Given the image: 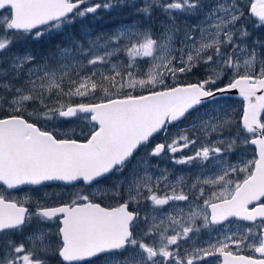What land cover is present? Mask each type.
Wrapping results in <instances>:
<instances>
[{
    "label": "snow or ice",
    "instance_id": "obj_1",
    "mask_svg": "<svg viewBox=\"0 0 264 264\" xmlns=\"http://www.w3.org/2000/svg\"><path fill=\"white\" fill-rule=\"evenodd\" d=\"M262 28L264 0H0V264H264Z\"/></svg>",
    "mask_w": 264,
    "mask_h": 264
},
{
    "label": "rangeland",
    "instance_id": "obj_2",
    "mask_svg": "<svg viewBox=\"0 0 264 264\" xmlns=\"http://www.w3.org/2000/svg\"><path fill=\"white\" fill-rule=\"evenodd\" d=\"M99 15L103 16L104 19L95 22V27L97 28V30H105V31H107V30H109V29H111V28L116 27V26H117L119 23H121V21H122V18H121V17H117V16H115L114 14L110 16V15H108V14H105L103 11H101V12L99 13ZM123 22L128 23V22H130V21H129V20H123ZM257 34H259V35H261V36H264V28L260 29L259 32H258ZM59 39H60V36H59V35L55 37V40H59ZM35 46H36L37 48H43V47L46 46V42H45V41H41V42H39V44H36ZM169 82H170V81H169ZM230 92H237V93H239L238 90H231ZM227 97H228V96H227ZM78 102H79V101H78ZM83 102L87 103V102H89V101H88V99L86 98ZM227 104H228L232 109L235 110V112H236V114H237L236 118L238 119V118H239V115L242 114L243 101L240 100V99H237V98L228 97V99H227ZM29 110H31V109H29ZM185 123H187V122L184 121V122H182V123L179 124V125H176V126L171 127L170 130H169V134H171L172 132H175V131L177 130L178 127H183ZM74 125L76 126V128H77L78 126L81 127L79 121H75ZM72 126H73V124H72ZM163 138H164V136H163ZM155 142H162V141H161V139H155V140H154V143H155ZM185 154H189V153L186 152ZM252 154H253V153H252V150L249 149V152H248L249 157H251ZM160 166H161V167H165V166H167V167H169V168L173 167V165H172L170 162H168V163H166V162H162V164H161ZM177 167H180L181 169H184V168H185L184 166L176 165L175 168H177ZM180 168H179V169H180ZM181 172H185V171H178L177 174H179V173H181ZM55 191H58V190H55ZM52 192H53V191H52ZM214 235H215V233H213V236H214ZM201 239L204 240V241H207V240L209 239V236L206 235L204 238H201ZM245 250H246V249H245ZM247 250H248V249H247ZM251 253H254V252H251ZM208 260H209V264H218V260L215 259V258H214V259H211V258H210V259H208Z\"/></svg>",
    "mask_w": 264,
    "mask_h": 264
},
{
    "label": "flooded vegetation",
    "instance_id": "obj_3",
    "mask_svg": "<svg viewBox=\"0 0 264 264\" xmlns=\"http://www.w3.org/2000/svg\"><path fill=\"white\" fill-rule=\"evenodd\" d=\"M228 97H230V96H228ZM233 98H235V97H233ZM237 99H240V100H242L243 101V99H241V98H237ZM75 123V121L74 122H70L69 124H66V125H64L65 127H71L72 126V124H74ZM76 132H77V134H79V132H80V127L78 126L77 128H76ZM155 139H161V141L163 140V134H161V135H159V136H156V138ZM233 160H235V156L233 157ZM155 162V161H154ZM161 164H162V162H161ZM160 164V165H161ZM180 167H177L176 168V172L178 173V171H185V172H187V171H189V169H187L186 167L184 168V169H179ZM26 191H27V188L25 189ZM55 190H58V191H56V192H60V191H72V189H70V188H64L63 186H58V185H51V186H48V187H45V188H40L39 190H38V192H37V194H39V193H43V192H52V191H55ZM14 195H17L18 193H13ZM105 203L106 204H115L116 202L115 201H105ZM130 210H132V209H130ZM246 223V222H245ZM207 234L205 233V234H203L202 236H201V238H204L205 236H206ZM252 251H250V250H244V251H242L240 254H242V255H251V256H255V254L256 253H251ZM257 257H259V256H257ZM217 259L218 260V264H220L221 263V258H218V257H212L211 259ZM208 259H210V258H208ZM97 264H99V262H97Z\"/></svg>",
    "mask_w": 264,
    "mask_h": 264
},
{
    "label": "water",
    "instance_id": "obj_4",
    "mask_svg": "<svg viewBox=\"0 0 264 264\" xmlns=\"http://www.w3.org/2000/svg\"><path fill=\"white\" fill-rule=\"evenodd\" d=\"M233 95L238 96L239 98H242V97L239 96L238 93H233ZM242 99H243V98H242ZM258 255H259V254H258ZM220 264H222V258H221V263H220Z\"/></svg>",
    "mask_w": 264,
    "mask_h": 264
}]
</instances>
